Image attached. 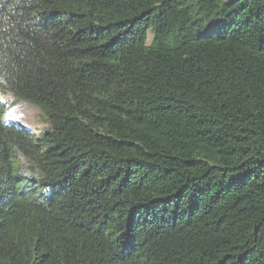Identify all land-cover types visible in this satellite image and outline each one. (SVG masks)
<instances>
[{
    "label": "trees",
    "instance_id": "trees-1",
    "mask_svg": "<svg viewBox=\"0 0 264 264\" xmlns=\"http://www.w3.org/2000/svg\"><path fill=\"white\" fill-rule=\"evenodd\" d=\"M0 264H264V0H0Z\"/></svg>",
    "mask_w": 264,
    "mask_h": 264
},
{
    "label": "rangeland",
    "instance_id": "rangeland-1",
    "mask_svg": "<svg viewBox=\"0 0 264 264\" xmlns=\"http://www.w3.org/2000/svg\"><path fill=\"white\" fill-rule=\"evenodd\" d=\"M9 100L12 102V98ZM6 119L17 121L30 132H38L46 127L45 123L41 121L40 112L35 107L24 103L15 102L7 113Z\"/></svg>",
    "mask_w": 264,
    "mask_h": 264
}]
</instances>
